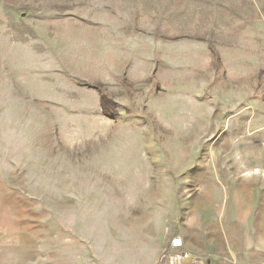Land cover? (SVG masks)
Returning <instances> with one entry per match:
<instances>
[{
    "label": "rangeland",
    "instance_id": "obj_1",
    "mask_svg": "<svg viewBox=\"0 0 264 264\" xmlns=\"http://www.w3.org/2000/svg\"><path fill=\"white\" fill-rule=\"evenodd\" d=\"M176 236L264 264V0H0V264Z\"/></svg>",
    "mask_w": 264,
    "mask_h": 264
},
{
    "label": "built area",
    "instance_id": "obj_2",
    "mask_svg": "<svg viewBox=\"0 0 264 264\" xmlns=\"http://www.w3.org/2000/svg\"><path fill=\"white\" fill-rule=\"evenodd\" d=\"M157 264H203V261L185 247V241L181 236H176L161 252Z\"/></svg>",
    "mask_w": 264,
    "mask_h": 264
},
{
    "label": "bare ground",
    "instance_id": "obj_3",
    "mask_svg": "<svg viewBox=\"0 0 264 264\" xmlns=\"http://www.w3.org/2000/svg\"><path fill=\"white\" fill-rule=\"evenodd\" d=\"M260 220V219H259ZM263 222V221H262Z\"/></svg>",
    "mask_w": 264,
    "mask_h": 264
}]
</instances>
